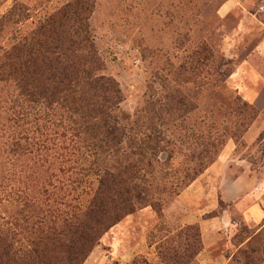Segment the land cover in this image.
<instances>
[{"label": "rangeland", "instance_id": "1", "mask_svg": "<svg viewBox=\"0 0 264 264\" xmlns=\"http://www.w3.org/2000/svg\"><path fill=\"white\" fill-rule=\"evenodd\" d=\"M75 2L89 9V41L118 84L119 129L102 139L92 118L63 117L37 156L16 164L0 154V223L18 233L21 213H33L16 199L24 188L43 206L85 208L100 152L108 167L123 168L135 160L136 140L158 130L160 147L137 180L154 189L146 201L157 208L137 206L83 264H193L199 245L196 263L228 264L245 245L232 240L241 227L260 233L252 248L263 252L264 0H0V56L23 59V48H11L24 40L36 45L25 56H36ZM16 93L0 75V112Z\"/></svg>", "mask_w": 264, "mask_h": 264}, {"label": "trees", "instance_id": "2", "mask_svg": "<svg viewBox=\"0 0 264 264\" xmlns=\"http://www.w3.org/2000/svg\"><path fill=\"white\" fill-rule=\"evenodd\" d=\"M88 3L86 0L87 7ZM88 13L84 4L75 2L70 13H63L50 31L54 35L52 41L43 35L36 56H25L26 52H35L32 47L36 46L25 40L11 48H23V59L9 61L10 51L0 56V75L14 80L17 86L16 95L0 112V154L4 160L7 157L20 164L48 149V138L43 135L63 117L72 118L70 121L77 117L82 122L92 118L97 136L102 139L106 134L115 135L119 129L112 113L120 100L118 84L102 72L104 62L89 41ZM47 28L44 25L40 30L45 33ZM71 135L77 143H85L78 134ZM158 136L156 130L136 140L135 160L123 168L108 167L106 156L100 152V165L93 170L97 174L95 194L85 208L76 204L71 207L74 210L67 212L60 208L62 200L57 205L43 206L37 193L25 188L20 196L18 192L16 199L25 202L28 213H33H16L22 214L23 222L15 223L18 233L0 223V264H83L101 236L137 206L157 208L146 201L154 189L139 186L137 180L144 160L154 157L160 147ZM86 146L85 143L82 147ZM46 193V189L41 190L42 195ZM189 229L196 231L197 239V225ZM238 231L233 242H246L231 255L228 264H264V251L252 248V239L260 233L256 235L246 227ZM200 250L199 245L192 252L193 264H198L192 259Z\"/></svg>", "mask_w": 264, "mask_h": 264}]
</instances>
